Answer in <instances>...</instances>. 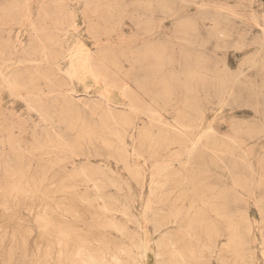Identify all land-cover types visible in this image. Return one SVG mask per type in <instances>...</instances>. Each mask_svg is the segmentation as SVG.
Segmentation results:
<instances>
[{
    "label": "rangeland",
    "instance_id": "1",
    "mask_svg": "<svg viewBox=\"0 0 264 264\" xmlns=\"http://www.w3.org/2000/svg\"><path fill=\"white\" fill-rule=\"evenodd\" d=\"M76 248L264 264V0H0V264Z\"/></svg>",
    "mask_w": 264,
    "mask_h": 264
},
{
    "label": "bare ground",
    "instance_id": "2",
    "mask_svg": "<svg viewBox=\"0 0 264 264\" xmlns=\"http://www.w3.org/2000/svg\"><path fill=\"white\" fill-rule=\"evenodd\" d=\"M47 55V54H46ZM44 58V57H43ZM139 58V57H138ZM24 62V61H23ZM30 63V62H28ZM21 66V65H20ZM70 75V74H69ZM97 79V78H96ZM33 96V95H32ZM162 99V98H161ZM185 100V99H184ZM161 101V100H160ZM65 106V105H64ZM59 115V114H58ZM54 116V115H53ZM54 118V117H53ZM178 131V130H177ZM180 133V132H179ZM183 134V133H182ZM195 142V141H194ZM207 142V141H206ZM194 144H197L196 142ZM192 148V147H191ZM191 151V149H190ZM188 155V154H187ZM186 156V155H185ZM186 160V159H185ZM96 175V174H95ZM93 182V181H91ZM97 182V181H96ZM94 182V183H96ZM17 183V182H16ZM39 189L37 188V186L34 184V191H38ZM150 191V190H149ZM88 200V199H87ZM95 200V199H94ZM102 202V201H100ZM88 205V204H87ZM44 217L46 218V216L44 215ZM159 232V231H158ZM63 234V232L61 233ZM55 241V240H54ZM74 243V242H73ZM75 244V243H74ZM155 245V244H154ZM156 247V246H155ZM144 248V247H143ZM70 250V249H69ZM76 251H72L71 256L68 257V264H94L93 261H91V259L89 256H87V258L83 257L82 252L80 251V249L76 248ZM144 251V250H143ZM140 252V251H139ZM142 254V252H141ZM177 255L179 256V259L181 260V262L185 263L184 257L182 253H177ZM44 259V258H43ZM145 260V259H144ZM47 264V263H46ZM56 264H64L63 263V259L62 257L58 256L56 259Z\"/></svg>",
    "mask_w": 264,
    "mask_h": 264
}]
</instances>
